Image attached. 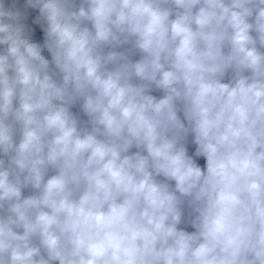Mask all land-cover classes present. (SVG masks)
<instances>
[{
  "label": "clouds",
  "instance_id": "9594fccd",
  "mask_svg": "<svg viewBox=\"0 0 264 264\" xmlns=\"http://www.w3.org/2000/svg\"><path fill=\"white\" fill-rule=\"evenodd\" d=\"M0 264H264V0H0Z\"/></svg>",
  "mask_w": 264,
  "mask_h": 264
}]
</instances>
